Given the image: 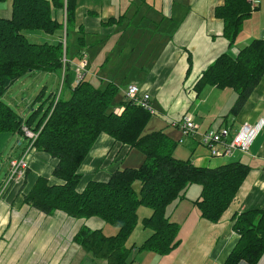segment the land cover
Returning <instances> with one entry per match:
<instances>
[{
    "label": "trees",
    "instance_id": "obj_1",
    "mask_svg": "<svg viewBox=\"0 0 264 264\" xmlns=\"http://www.w3.org/2000/svg\"><path fill=\"white\" fill-rule=\"evenodd\" d=\"M75 6V0H11L10 17H0V133L21 134L28 141L24 148L32 144V148L56 160L52 178L38 176L24 199L45 213L60 210L74 218L98 217L115 226L117 231L107 235L101 228L83 224L74 236L82 250L108 264H131L133 247L166 255L179 244V224L167 215L169 206L186 199L189 187L198 184L199 193L191 202L203 219L216 222L232 202L249 167L240 161L216 167L195 166L190 159L175 158L177 142L163 130L142 134L151 114L120 96L115 83L97 85L85 71L83 79L72 86L71 62L79 59L84 44L80 36L73 46L67 43ZM53 7L61 9V18L53 16ZM214 13L222 20V33L231 46L251 8L247 0H223ZM24 30L47 35L61 32L57 41L36 43ZM63 57L67 59L65 64ZM188 64L190 71V57ZM33 71L56 73L65 83L67 95L50 94L42 116L37 115L39 107L24 119L1 96L19 77ZM263 76L264 39L254 38L235 56L219 54L202 70L193 88L197 93L205 86L231 88L236 99L230 114L237 115ZM118 106L123 107L119 114L113 111ZM23 127L36 137L29 139ZM100 134L138 149L144 159L138 167L116 169L107 181L88 180L79 185V167ZM136 181L138 191L133 186ZM139 206L151 209L142 221L151 234L140 245L126 247ZM233 228L239 237L222 264L240 260L256 264L264 252V209L240 213Z\"/></svg>",
    "mask_w": 264,
    "mask_h": 264
},
{
    "label": "crops",
    "instance_id": "obj_2",
    "mask_svg": "<svg viewBox=\"0 0 264 264\" xmlns=\"http://www.w3.org/2000/svg\"><path fill=\"white\" fill-rule=\"evenodd\" d=\"M75 2L69 40L73 46L77 37H83L81 53L86 55V77L90 76L95 84L113 82L123 97L127 85L136 84L150 95L153 108L161 114H170L173 120L183 114L191 115L198 132L229 126L234 133L242 123H253L264 116V76L237 115L230 114L236 99V92L231 88L205 86L198 93L193 88L202 70L219 54L227 52L235 56L252 39H264V0H258L244 18L231 46L222 33V20L214 13L223 0ZM52 13L55 18H61L60 8L53 7ZM10 15L11 0L0 1V17ZM112 18L114 20L109 22ZM38 35L49 37L45 33ZM58 35L60 33L55 40ZM188 57L190 71H187ZM172 119L160 118L156 127L168 126ZM169 128L178 138V130L170 125L168 132ZM26 143L28 141L21 134L0 133V160L10 149L0 169V264H108L105 259L82 250L74 241L78 229L83 224L88 225L89 219L70 217L60 210L45 213L25 201L24 197L38 176L52 178L54 159L46 153L32 158L30 155L27 175L3 188L9 161L26 150ZM182 144L189 149L190 155L187 153L186 158L195 166L216 167L240 161L249 171L216 222L203 219L192 202L184 204V199L168 208L170 220L179 224V244L166 255L138 251L133 247L131 264H145L148 260L152 261L147 264H222L239 237L233 228L236 217L248 210L264 209V126L248 153L234 151L229 158L209 157L198 142V135L187 138ZM129 149L108 135L100 134L79 167L82 174L79 185L88 180L107 181L118 169L115 162ZM138 208L137 223L131 233L141 225L138 234L133 235L140 241L129 242L128 237L126 247L140 245L151 234V230L142 225L151 209L138 224ZM141 212L146 210L141 209ZM237 264L250 263L240 260ZM256 264H264V252Z\"/></svg>",
    "mask_w": 264,
    "mask_h": 264
},
{
    "label": "rangeland",
    "instance_id": "obj_3",
    "mask_svg": "<svg viewBox=\"0 0 264 264\" xmlns=\"http://www.w3.org/2000/svg\"><path fill=\"white\" fill-rule=\"evenodd\" d=\"M61 31H57L54 33V35H48L49 37L47 39L41 38L38 34H44L42 31L39 30H24V33L26 37L31 41V42H36V43H41V42H49L52 43L55 41V37L57 34H59ZM72 32L69 30L68 35L70 36ZM67 36V38H69ZM68 45H71L70 40L67 41ZM73 71V68H72ZM67 92V87L64 83L62 84L61 77H59L56 73H50V72H42V71H33L24 74L23 76L19 77L8 89L7 91L1 96V99L10 105L16 112H18L22 118L26 119L30 113L32 112V109L36 110L39 107L41 108V111L37 114L39 117L42 116L44 113V110L48 106L49 103V95L53 94L55 97L58 95H66ZM23 110L22 114L21 111ZM156 114L151 115L149 122L145 126L142 134L149 133L151 131L163 129L165 130L164 132L168 134L173 140L176 142L178 141L180 134L178 132V138L176 132H172V130L169 128L168 132V127L170 125H164L163 128H158L156 127L157 122L160 121V118L164 120H168V118L172 119V115L168 114L167 116L165 114H161L156 108ZM168 117V118H167ZM171 127H173L171 125ZM27 144V143H26ZM189 149L185 144H179L177 142V145L174 149L173 155L175 158L179 159H189L186 158V154H189ZM10 149L8 148L5 153L3 154V157L6 158L7 155L9 154ZM42 151L33 149L31 158L34 155H37L41 153ZM44 153V152H43ZM4 158H1L0 160V169L1 167L5 164ZM29 157V160H31ZM144 159L143 154L136 148H130L128 153L122 157V159H119L116 161L115 166L118 167V169H123L125 167H138ZM29 162V161H28ZM56 160H54V163ZM9 168V167H8ZM29 170V168H27ZM116 169V168H115ZM25 171V176L27 175ZM24 176V177H25ZM23 177V178H24ZM134 188L138 191L139 189V182L136 181L134 183ZM200 190V185L198 184H192L189 189L186 192V199H184V204H191V200L195 199L199 193ZM175 203L171 204L173 206ZM184 206V205H183ZM141 209L146 210L145 213L141 212ZM150 212L149 208L140 206L138 208V224H140V219L143 215H148ZM88 226L91 228H101L103 232L107 235L114 234L117 229L115 226L103 221L102 219L98 217H92L89 218ZM141 228V225H138L137 229H135V233H131L129 236L128 241L132 242L134 239L135 241H140L139 238L136 236H133L134 234L137 235L139 230ZM133 236V237H132ZM152 260H148L145 262V264L149 263Z\"/></svg>",
    "mask_w": 264,
    "mask_h": 264
},
{
    "label": "built area",
    "instance_id": "obj_4",
    "mask_svg": "<svg viewBox=\"0 0 264 264\" xmlns=\"http://www.w3.org/2000/svg\"><path fill=\"white\" fill-rule=\"evenodd\" d=\"M250 8L253 9L258 0H247ZM63 64L67 59L62 58ZM74 71V80L72 86L77 85L84 77L86 66V55L81 54L79 59L71 62ZM125 99L131 101L133 104L140 106L147 110L151 115L157 112L153 108L150 100V95L147 92L140 90L138 85L129 84L124 90ZM123 107L118 106L113 109L115 113H120ZM170 125L175 127L180 137L178 143L182 144L187 138L198 135V142L202 145L208 156L211 158H229L234 151L241 153H248L249 149L264 126V116L260 117L253 123L244 122L240 127L232 133L229 126H222L217 128H208L202 132H198V125L192 119L191 115L183 114L176 120H171ZM25 135L29 139H34L36 134L23 127ZM29 144L26 150L18 157L12 158L9 161V168L6 173L3 188L8 187L12 182L23 179L25 171L29 165V157L34 148Z\"/></svg>",
    "mask_w": 264,
    "mask_h": 264
}]
</instances>
